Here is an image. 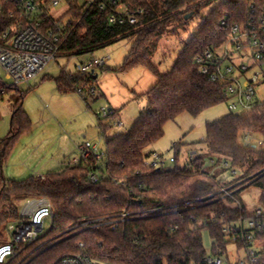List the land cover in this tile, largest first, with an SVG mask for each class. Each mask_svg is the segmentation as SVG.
Segmentation results:
<instances>
[{
    "label": "trees",
    "instance_id": "16d2710c",
    "mask_svg": "<svg viewBox=\"0 0 264 264\" xmlns=\"http://www.w3.org/2000/svg\"><path fill=\"white\" fill-rule=\"evenodd\" d=\"M53 1L36 0V18L41 22V32L53 30L59 36L60 54H92L126 39L131 47L123 64L113 69L105 65L99 68L100 72L144 68L157 83L143 95L135 96L137 101H145L144 111L127 133L106 139L103 159L91 156L78 165L69 164L60 172L48 173L44 179L31 176L12 181L3 176V166L17 137L31 131L21 92L12 115L11 135L0 141V245L8 242L7 225L18 218L20 204L28 199L49 200L55 215L54 227L40 238L43 246L37 248L35 242L5 264H60L61 257L78 251L79 243L85 244L84 253L91 259L108 264H206L204 232L226 250L224 226L244 214L234 199L223 197L222 188L233 186L234 197L239 201L249 189L256 188L264 208V148L241 144L247 133L264 142V105L208 122L201 142L207 162L199 157L184 168L155 169L146 164L154 153L148 150L163 138L165 125L181 114L198 117L225 103L222 86L200 75L195 60L220 47L231 35L233 25L246 21L250 4L262 5L264 0H225L215 6L165 72L153 62L159 41L177 28L186 27L188 15H201L216 0H116L115 5L109 0H93L92 4L87 0L82 4L80 0H64L67 11L58 20L51 14ZM102 1H108L103 9ZM124 6L130 7L136 23L131 24L127 18L122 23H111V15ZM0 8L1 37L20 17L23 2L0 0ZM95 60L91 62L94 64ZM96 70L95 66L93 72L62 70L50 79H54L60 94L77 93L90 105L89 100L102 97H97ZM112 113L115 118L116 112ZM98 120L105 130L103 136L115 127L111 122L102 124L106 121L99 116ZM178 146L175 144L173 149ZM212 161L221 170L228 163L236 174L227 181L219 178L206 170ZM91 173L98 176L97 183L91 182ZM123 212L129 215L125 223L116 229L107 224ZM91 221L105 223L86 231L79 226L73 229ZM57 235L71 236L47 242Z\"/></svg>",
    "mask_w": 264,
    "mask_h": 264
},
{
    "label": "built area",
    "instance_id": "2783aa9c",
    "mask_svg": "<svg viewBox=\"0 0 264 264\" xmlns=\"http://www.w3.org/2000/svg\"><path fill=\"white\" fill-rule=\"evenodd\" d=\"M23 8L16 23L5 31L0 37V67L4 73L0 77V100L8 90L16 89L21 85H29L51 62H56L60 55V38L53 30L41 32V22L36 18V0H21ZM60 0L53 1V7ZM92 4L93 0H87ZM111 4H117L116 0H109ZM108 6V1H102L100 8ZM129 6L121 7L110 17L111 23L124 22L126 18L131 24L136 23V17L130 13ZM139 10V13H142ZM2 9L0 8V15ZM110 57L96 59L92 62L78 66L81 72H93L97 68L106 65ZM198 73L208 81L222 86L228 113L240 115L264 105V4L258 5L252 2L249 6L248 18L244 23H236L232 27L229 38L218 48L206 51L196 58ZM93 91V89H92ZM112 112L102 108L100 119L109 121L113 126H122V122L111 120ZM101 127V134H104ZM254 135L247 133L242 137L241 144L245 147L264 148V142L256 144ZM101 160L105 152L100 150L97 144L86 142L81 148V157L73 160L72 165H78L89 157ZM191 162L196 159V153H190ZM175 158H164L163 154L154 152L146 161L149 167L155 169L168 168L169 163H175ZM190 162V163H191ZM189 163V164H190ZM188 164V165H189ZM214 165V161L212 164ZM229 167L228 163L224 164ZM232 174H236L232 170ZM42 179L45 176H40ZM98 176L91 173L92 183L98 182ZM233 186L221 189L223 197L232 198L240 211L244 210L237 221L224 226L226 241L236 249V256L230 258L228 250L219 247L214 241L206 250V264H264L262 252L264 251V208L258 201L253 206L247 205L243 199L234 197ZM251 190V189H250ZM249 191V190H248ZM247 193V192H246ZM54 211L50 203L43 199H28L21 207L19 216L7 225L8 235L11 241L0 245V264H5L13 259L30 245H33L45 234L44 224L47 219L51 221L50 230L54 227ZM129 217L123 212L118 219L108 222L116 229ZM104 223L97 224L94 221L81 224L84 230L92 229ZM49 230V231H50ZM78 251L60 258V264H106L91 259L84 253L85 244L77 245ZM240 251H244L245 257H240Z\"/></svg>",
    "mask_w": 264,
    "mask_h": 264
},
{
    "label": "rangeland",
    "instance_id": "374dc122",
    "mask_svg": "<svg viewBox=\"0 0 264 264\" xmlns=\"http://www.w3.org/2000/svg\"><path fill=\"white\" fill-rule=\"evenodd\" d=\"M223 1L225 0H216L210 7L203 9L201 15L190 17L186 27L177 28L175 33L170 32L159 41L153 62L162 72L172 67L185 42L190 39L202 23L203 17H206L211 9ZM83 2L84 0H80L81 4ZM66 6L67 2L60 0L59 4L52 9L53 17L56 18ZM130 47L131 42L124 39L98 48L92 54L70 57L60 54L57 61L49 63L29 85H21L16 89L8 90L7 94L0 100V141L11 135L12 115L18 100L21 98V92L24 94L23 110L31 121V131L23 132L14 141L9 159L3 166L2 173L6 179L23 181L31 176H39V171L47 173L49 170L42 168L43 163L51 159L52 156L61 153L65 144L68 147L75 146L77 149L79 145L90 142L97 144L100 150L104 151L106 139L127 133L131 129L146 106L144 100L137 101L135 96L143 95L157 83L155 76L146 69L136 68L123 73H101L100 69L97 68L96 71L99 74L96 82L97 97L100 95L102 97L89 100L90 105H87L77 93L60 94L54 79H50L57 77L62 70L74 73L78 66L88 64L93 59L100 60L110 57L106 66L112 69L118 68L123 64ZM3 76L4 73L0 67V77L3 78ZM102 108L111 112L114 110L116 116L113 118L112 113L111 120L123 123L122 126L109 128L106 136L101 134V122L98 120ZM226 113L227 106L222 103L204 111L198 117H193L187 113L181 114L174 121L165 125L163 138L156 145L154 144L157 153L163 154L166 159L178 154L179 161L174 165L169 163L168 167H186L184 164L186 153L184 151H187V148L200 149V152L189 150V155L192 152L196 153V159L199 158V155L204 154L202 150L204 145L201 142L206 136V124L222 118ZM109 122L110 120L102 124ZM253 139L256 144L258 141H263L257 136H254ZM177 143L179 146L177 149H173ZM73 159L72 155L66 156L63 162L69 163ZM218 169L220 168L211 165L206 170L216 174L219 178H225L226 181L233 178L230 166L224 167L222 172ZM259 198L260 191L256 188L249 189L243 196L246 204L251 206L256 204ZM45 200L49 202L48 199ZM20 205L23 207L24 202ZM50 226L51 221L47 219L42 233L46 234L50 230ZM78 226L83 229L81 224L75 225L73 229H77ZM111 226L113 227V225ZM70 236L61 237V235H57L47 242L50 243L57 239L62 241ZM7 241H11L8 234ZM40 241L41 239L37 241L38 243L36 242L37 248L44 245H41L43 242ZM203 244L206 250L212 244L208 232L203 234ZM227 250L230 258L236 256V249L233 245H229ZM240 257H245L244 251H240Z\"/></svg>",
    "mask_w": 264,
    "mask_h": 264
},
{
    "label": "crops",
    "instance_id": "0c3cea01",
    "mask_svg": "<svg viewBox=\"0 0 264 264\" xmlns=\"http://www.w3.org/2000/svg\"><path fill=\"white\" fill-rule=\"evenodd\" d=\"M67 10H66V8H64V10H63V12H61L60 14H58V16L55 18L54 17V19H56V20H58V19H60L63 15H64V13L66 12ZM53 16V15H52ZM80 98L83 100V98L80 96ZM84 101V100H83ZM228 114V110H227V113L225 114V115H227ZM224 115V116H225ZM156 145V144H155ZM155 145H153L149 150H148V153H151V152H157L156 151V149H155ZM82 146L83 145H79L78 147H77V149H78V151H77V149H76V147L75 146H73V147H68V145L67 144H65V146L63 147V150H62V152L61 153H59L57 156H52V158L51 159H48L46 162H44L43 163V165H42V168H44V169H46V170H49L47 173H44V172H42V171H39V176H46L48 173H50V172H60V171H62V170H64V168L67 166V165H69V164H71V162L73 161V160H76V159H78V158H80L81 157V148H82ZM204 147V146H203ZM178 149H180V148H178ZM192 148H187V151H184V153H186V158H185V161H184V164L187 166L190 162H191V159H190V155H189V150H191ZM192 150H194V151H199L200 152V149H192ZM203 151H204V154H201V155H199V157H203V156H205V153H206V149H205V147L202 149ZM63 154V155H62ZM161 154V153H160ZM70 155H72V157L74 158L72 161H70L69 163H65V162H63V159L66 157V156H70ZM178 155V154H177ZM171 156L170 158H172V157H174L175 158V163L174 164H176L178 161H179V159H178V156ZM61 156V157H60ZM63 156V157H62ZM211 162V161H210ZM208 164V163H207ZM211 166V165H210ZM215 167V166H214ZM52 170V171H51ZM54 170H56V171H54ZM218 170H220V172H222L223 171V169L221 170V169H218Z\"/></svg>",
    "mask_w": 264,
    "mask_h": 264
},
{
    "label": "water",
    "instance_id": "95a60500",
    "mask_svg": "<svg viewBox=\"0 0 264 264\" xmlns=\"http://www.w3.org/2000/svg\"><path fill=\"white\" fill-rule=\"evenodd\" d=\"M189 17H191V14H190V15H188L186 18L188 19Z\"/></svg>",
    "mask_w": 264,
    "mask_h": 264
}]
</instances>
